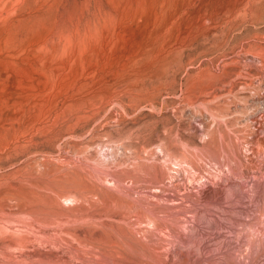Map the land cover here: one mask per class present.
<instances>
[{
  "label": "rangeland",
  "instance_id": "374dc122",
  "mask_svg": "<svg viewBox=\"0 0 264 264\" xmlns=\"http://www.w3.org/2000/svg\"><path fill=\"white\" fill-rule=\"evenodd\" d=\"M0 264H264V0H0Z\"/></svg>",
  "mask_w": 264,
  "mask_h": 264
}]
</instances>
